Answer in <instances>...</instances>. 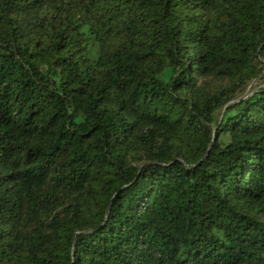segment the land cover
<instances>
[{"label": "trees", "instance_id": "16d2710c", "mask_svg": "<svg viewBox=\"0 0 264 264\" xmlns=\"http://www.w3.org/2000/svg\"><path fill=\"white\" fill-rule=\"evenodd\" d=\"M0 264H264V0H0Z\"/></svg>", "mask_w": 264, "mask_h": 264}]
</instances>
